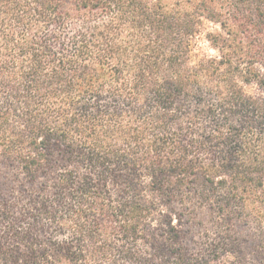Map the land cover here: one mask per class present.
<instances>
[{"label":"trees","instance_id":"trees-1","mask_svg":"<svg viewBox=\"0 0 264 264\" xmlns=\"http://www.w3.org/2000/svg\"><path fill=\"white\" fill-rule=\"evenodd\" d=\"M0 264H264V0H0Z\"/></svg>","mask_w":264,"mask_h":264},{"label":"rangeland","instance_id":"rangeland-1","mask_svg":"<svg viewBox=\"0 0 264 264\" xmlns=\"http://www.w3.org/2000/svg\"><path fill=\"white\" fill-rule=\"evenodd\" d=\"M167 2L168 5H172L173 2L175 0H165ZM216 26L210 22H205V29L206 30H213L215 29ZM205 53V54H211V55H215L216 51L213 50L212 48H209V46L207 45V43L204 40H200V42L198 43V50H197V54L200 53Z\"/></svg>","mask_w":264,"mask_h":264}]
</instances>
